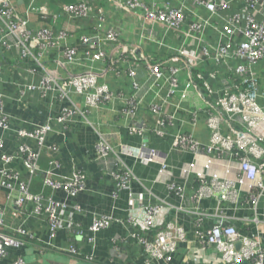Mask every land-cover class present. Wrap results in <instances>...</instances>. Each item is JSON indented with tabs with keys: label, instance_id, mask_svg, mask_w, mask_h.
Listing matches in <instances>:
<instances>
[{
	"label": "built area",
	"instance_id": "2783aa9c",
	"mask_svg": "<svg viewBox=\"0 0 264 264\" xmlns=\"http://www.w3.org/2000/svg\"><path fill=\"white\" fill-rule=\"evenodd\" d=\"M119 6L128 13L141 12L147 27L138 43H123L118 31L109 27L102 33L96 31L94 37L80 38V44L85 47L80 59L77 48L69 46L73 37L69 32H56L48 26L31 30L28 20L17 14L12 1L2 0L0 48L10 49L6 38H13L12 46L20 49L22 58L31 57L45 73L38 85L26 86L22 94L30 90L46 94L49 90L54 91L55 86L63 100L70 101L71 92L83 97V110L72 104L56 118V123L62 126L76 114L85 118L89 110L110 107L119 118L131 120V131L140 135L151 132L164 138L168 128H175L174 148L204 157L201 170H181L184 177L193 174L196 180L191 196L195 208L186 213L205 215L198 205L204 198H214L217 200L216 211L223 214V204L238 202L240 190L244 194L243 204L256 208L264 192V105L260 104V101L264 103V0H122ZM91 11V6L82 1L62 6V15L69 19L87 20ZM105 22V18H99L100 24ZM171 42L173 45L169 44ZM147 45L151 46L150 51L153 46L162 50L161 58L157 59L156 53L146 54ZM34 48L39 50L38 55H34ZM50 51L61 52L62 57L54 60L65 68L83 60L91 64L102 63L105 69L102 72L69 73L67 82L59 85L41 62L43 53ZM139 65L145 70L144 78L137 75ZM1 70L0 65V73ZM109 74L126 77L128 90L112 89L104 82ZM191 92L201 99V107H189ZM168 107L172 112L166 111ZM143 111L154 118L150 129L137 127L133 121ZM202 120L208 134L207 143L194 136ZM0 128L11 131L1 93ZM52 132L51 121L32 131H15L19 143L17 155L2 153L0 140V186L8 190L7 198L13 199V217L23 216L26 208L31 206L32 215L45 220L50 241L59 231L79 232L73 216L81 213L78 206L69 207L31 192V181L41 174V156L43 153L53 156L57 152L55 146L47 144ZM25 140L34 141L36 148H30ZM114 154L111 145L101 139L97 144V159L104 161ZM152 156L154 153L149 151L142 160L152 161ZM19 158L29 174V181H22L11 169ZM217 165L225 168L223 175L213 173ZM60 166L55 159L49 162V170L42 173L43 186L75 198L84 190L86 176L75 171L70 177L56 178L54 171ZM164 169L162 166L160 172ZM233 171L235 174L231 177ZM110 177L115 182V196L132 180L126 167H118L110 172ZM168 189L177 197L186 196V184L170 183ZM15 191H18L16 197ZM155 213V208L147 210L141 233L138 232L135 238L149 261L170 264L177 244L185 242L186 236L175 222H168L153 231ZM5 216L6 210L0 206V262L10 249L20 248L25 241L34 239L22 226L6 233ZM111 223L110 218L93 217L88 228L92 236L89 241L92 242L93 235ZM204 246L213 247L222 264H264L261 240L243 235L230 224L212 227ZM67 253L78 254L74 243L70 244ZM88 260L93 259L89 257ZM11 264L25 263L17 258Z\"/></svg>",
	"mask_w": 264,
	"mask_h": 264
},
{
	"label": "crops",
	"instance_id": "0c3cea01",
	"mask_svg": "<svg viewBox=\"0 0 264 264\" xmlns=\"http://www.w3.org/2000/svg\"><path fill=\"white\" fill-rule=\"evenodd\" d=\"M11 1L17 14L28 20L31 30L48 26L56 32H69L73 36L69 40V46L77 48L80 59L85 50L80 44L82 36L94 37L96 31L102 33L111 27L118 31L123 43L136 44L142 31L146 32L147 25L141 12H125L119 6L122 0ZM78 1L87 2L91 6L89 19H69L62 15V6ZM100 17L105 18L106 22L100 24ZM6 42L10 49L0 48V93L11 131L0 128L2 153L17 155L19 143L15 138V131H32L51 121L53 132L48 136L47 144L55 146L57 152L53 156L43 153L40 159L41 174L49 170V162L55 159L61 164L54 171L56 178H67L73 172L79 171L86 176V183L84 190L71 198L62 191L52 192L44 188L41 174L31 181L32 193L42 194L69 207L78 206L81 210L80 214L73 216L79 232L59 231L52 241L49 239L45 220L32 215L31 206L26 208L23 216L13 217V199L9 200L8 190L0 186V206L6 210L4 231L11 233L13 228L22 226L34 236L33 240L25 241L22 247L10 249L0 264H11L17 258H21L25 264H155L143 254L135 238L138 232L141 233L147 210L150 208L156 209L153 231L168 222H175L185 233L186 241L177 244L170 264H222L215 249L204 246V240L211 228L220 223L234 226L243 235L259 238L264 249V192L259 197L256 208L243 204L244 194L240 190L238 202L223 204V214L216 211L217 200L214 198H204L198 205L199 211L205 215L186 213L185 211H193L195 208L191 196L195 191L196 180L193 174L188 178L184 177L181 170H201L204 157L187 151H177L172 138L175 128H168L164 138L151 132L140 135L131 131V120L119 118L110 107L89 110L85 118L76 114L63 126L57 124L56 118L62 114L63 109L71 108L72 104L84 109L83 97L71 92L70 101L63 100L55 86L54 91L49 90L46 94L38 90L22 94L26 86L38 85L45 73L33 63L31 57L22 58L20 49L12 46L15 43L13 38H6ZM169 44L173 45L172 42ZM146 49V54L156 53L157 59L161 58L162 50L153 46L150 51V45ZM38 52L34 48V55H38ZM57 57H62L61 52H45L41 62L59 85L67 82L69 73L79 74L89 70L102 72L105 69L102 63L91 64L83 60L75 66L65 68L54 60ZM137 75L139 78L145 77L142 65L138 66ZM104 82L114 90H128L126 77L109 74ZM190 97L189 107H201V99L194 92H191ZM260 104L264 105L262 101ZM166 111L172 112L169 107ZM133 121L137 127L146 126L150 129L154 125V118L144 111ZM194 136L202 143H207L208 134L203 120L194 131ZM101 139L108 142L115 153L104 161L97 159V144ZM24 142L32 149L36 148L34 141ZM149 151L154 153L153 160L144 162L142 159ZM1 166L0 156V169ZM162 166L165 167L163 173L160 172ZM118 167H126L132 174V180L126 189L115 196V182L110 177V172L116 171ZM11 169L18 173L22 181H29V174L20 158L11 165ZM224 172L225 168L220 165L213 169V173L218 175H223ZM234 174L233 171L231 177ZM170 183L186 184V196L180 198L172 194L168 189ZM13 195L18 196V191ZM95 216L110 218L112 223L108 228L94 234V240L90 242L89 238L92 236L88 228ZM71 243H74L77 255L67 253ZM89 257L93 260L89 261Z\"/></svg>",
	"mask_w": 264,
	"mask_h": 264
},
{
	"label": "water",
	"instance_id": "95a60500",
	"mask_svg": "<svg viewBox=\"0 0 264 264\" xmlns=\"http://www.w3.org/2000/svg\"><path fill=\"white\" fill-rule=\"evenodd\" d=\"M239 247H240V245H239V244H237L236 248H237V249H239Z\"/></svg>",
	"mask_w": 264,
	"mask_h": 264
},
{
	"label": "trees",
	"instance_id": "16d2710c",
	"mask_svg": "<svg viewBox=\"0 0 264 264\" xmlns=\"http://www.w3.org/2000/svg\"><path fill=\"white\" fill-rule=\"evenodd\" d=\"M42 175V174H41Z\"/></svg>",
	"mask_w": 264,
	"mask_h": 264
}]
</instances>
